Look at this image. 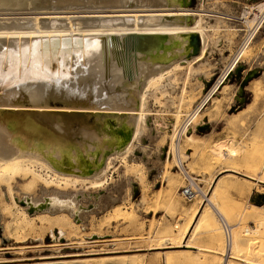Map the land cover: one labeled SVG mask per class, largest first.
Here are the masks:
<instances>
[{"label":"bare ground","instance_id":"bare-ground-1","mask_svg":"<svg viewBox=\"0 0 264 264\" xmlns=\"http://www.w3.org/2000/svg\"><path fill=\"white\" fill-rule=\"evenodd\" d=\"M14 1L0 0V10L9 9V12L24 11L23 4L25 0L19 2L21 6L19 9H16L17 4ZM51 1L60 2L62 4H59V6H62L60 9L65 10L71 0ZM179 2L180 0H81L80 2L75 0L76 4H86L85 6H90L93 9H102V11L91 12L92 14L86 16L87 18H99L101 20L83 24L77 23L76 25L70 22L68 30L63 20H69L73 16H68L67 14L70 13L67 12L53 13L43 9V12L30 13V16L28 15L31 20L29 23H25L24 20V23L20 22L22 20L19 21V18V22L3 23V20L9 19L6 18L8 14L0 12V39L4 38L6 40L5 42L0 41V57H2L3 71L6 74L3 81H0V206L5 204L4 196H6L11 203V207L3 210L2 219L5 220L6 217L10 220L5 225V234L8 239L13 240L14 244H18L22 240L27 242L32 240L34 233L37 235L36 237L40 236L42 238L45 231L50 233L52 230L56 231L54 242H57L58 236H64L68 242L78 236L79 226L72 221L75 218L76 211L80 209L79 206L75 207L77 202L76 193L80 192H75L77 190L75 188L82 187V190H95L105 183V173L112 159L126 156L131 149L132 142L136 140L139 134V124L143 120L148 87L153 82H160L169 72L181 68L180 55L183 54L182 50L171 48L168 37L187 32L198 33L202 42L201 54L190 61H186L184 65L187 68L190 64L200 62L204 58L206 53L204 33L207 29L201 25V16L209 12L201 8L195 10L182 9L177 4ZM34 4H36L35 1ZM246 10H243L241 17L227 16L230 20L242 21L241 23L251 30H248L250 34L247 35L245 44L241 49L239 48L240 50L233 58L228 69L219 77L217 83L204 97L203 102L187 116L182 132H186L188 125H197L198 119L202 117L199 114L203 105L210 99L211 95L215 94V90L224 84L225 80L229 78V74L234 72L246 50H250L249 46L264 22V2L252 5ZM254 11L256 13H253ZM184 15L192 18L197 17L194 26H179L166 22V19ZM25 20L29 21L28 19ZM81 28H85V30H81ZM76 31L83 36L100 37L102 41L100 44L89 45L91 46L89 49L83 48L81 59H83V53H85L84 64L77 67L75 75L71 76L70 71L65 73L66 69L63 71L62 66L59 68L60 72L57 69V74L44 68L47 66L43 67V54L49 55V59H46L49 61V69H53V66L51 67L53 55H55L57 67H59V58H66V52L68 51L67 47H65V52L61 49L66 43V40L62 37L72 35ZM36 38L38 39L32 40ZM12 39L17 40L18 45H15V42H8ZM23 39H27V41L21 43ZM89 40L94 41L92 38H88L84 43L81 41V47H83V44H88ZM69 45H71V49H69V59H71V53L74 50L73 39H71ZM56 46H59L60 52L59 49L55 48ZM25 49H27V56ZM54 50H57V53ZM34 51L38 53V56L41 55V69H39L40 65L33 68ZM31 54L32 62L29 65ZM25 56L28 63L27 69L25 68ZM167 62L170 64L165 68ZM236 64L238 65L236 66ZM155 65H158L159 68L153 69ZM133 67L137 70V77L133 73L136 78L130 77V74H132L130 71L133 70ZM21 80L22 82H20ZM223 88L225 90V87ZM250 92L256 100L264 95L261 81H255L250 88ZM135 101L138 102L137 107L133 106ZM5 112H12L16 116L9 115L5 120ZM110 114L126 125L129 122L134 124L137 120L131 141L123 147L120 145V140L111 134L105 133L107 129L105 119ZM23 118L27 120L22 122L21 119ZM174 137L175 135L172 136V139ZM62 147L67 148L66 152L72 158L64 161L61 155ZM178 148L174 144L175 151L179 152L180 148ZM76 150H80L82 156L87 160L89 159L93 164L96 159L97 162H100L106 157V166L102 167L101 171H97L99 170L97 169L91 177L81 171L73 174L81 165L79 159L75 157ZM210 152L220 158H233L237 154V150L230 139L229 141L219 140L215 142L211 146ZM176 157L175 155V159ZM180 164L182 163L178 159L175 168ZM190 177L189 181H193V178ZM190 186L192 187L191 184ZM197 190L203 196L202 198L205 197L208 205H213L210 197L207 196L206 198L200 189L197 188ZM81 194L87 196L88 193L82 192ZM19 197L29 201L27 203L29 206L28 212L31 210L34 213L41 212L45 210L46 205L49 206L47 208L49 211L32 218L26 214L24 208L27 206L26 202L23 201V208H17L16 199H19ZM39 202L42 203L39 204ZM36 204L38 205L32 206ZM247 208L256 213L253 217L257 224L259 223L263 228L264 214L260 212L261 208L250 204H247ZM243 209L240 211V217L247 220L251 217V214L246 213V210ZM121 215L120 209H114L107 216V221L104 222L108 224L107 222L115 221L117 218L121 220ZM123 216L125 217V215ZM201 217L202 214L199 215L195 224L199 222ZM12 226H14V231L11 230ZM175 229H178V227L175 226ZM242 231L245 232L244 236L255 233V231L249 229ZM254 238L252 237V240L248 241L245 253L248 254L247 257H256L257 261L246 257L241 262L245 264H253L254 262V264H264V246L262 248L260 246L262 240H253ZM101 241L95 239L91 243L95 244ZM81 242L76 247L71 245L73 243H69L71 246L68 247L65 246L67 245L65 243L48 245H50L49 248L59 246L58 249L70 247L74 250L82 248V246L85 247L86 243L81 245ZM160 243L162 244V241ZM167 243H163L164 247L161 249L172 248V246H165ZM244 243H246L245 237L243 238L239 233L233 239L231 227L229 246H225L224 241V258L228 256V259L237 260L234 251ZM182 247L188 248L185 244ZM255 248H259V253L252 252ZM81 255L80 252L44 256L41 258L47 260L46 262L34 264H86L80 259L70 261L66 259ZM232 255L235 257H231ZM8 262H11V260H1L0 264Z\"/></svg>","mask_w":264,"mask_h":264},{"label":"rangeland","instance_id":"rangeland-1","mask_svg":"<svg viewBox=\"0 0 264 264\" xmlns=\"http://www.w3.org/2000/svg\"><path fill=\"white\" fill-rule=\"evenodd\" d=\"M34 1L36 4H34ZM77 1L80 2L81 0ZM187 1L189 7L201 8L204 11L209 10L211 12L220 10L236 17H241L243 10L247 11L246 8L264 2V0ZM14 2L17 4L16 9H19L21 0H15ZM59 4L61 3L51 0H25L23 4L24 11L9 12V9H7L5 12L4 9L0 10L2 14H8L6 18H9L2 22H15L19 18V21L22 20L20 22L29 23L31 20L28 15L30 16V13L43 12V9L53 13L60 11L70 13L67 15L73 17L69 20H63L67 30L70 22L76 25L77 23L83 24L101 20L99 18H87L86 16L92 14L91 12L102 11V9H93L90 6L89 9L88 6H85L86 4H76L75 0H71L65 10H61L62 6H59ZM253 13H256V11ZM23 17L25 18L22 19ZM201 18V25L204 27L208 19L212 17L201 16ZM241 22H237L239 24L238 28L241 29L238 32L241 35V39L232 55V60L245 44L247 35L251 31ZM81 30H85V28H81ZM215 32L205 31L206 48L209 36L214 35ZM62 38L66 40V43L61 49L65 52V47L68 48L67 57L63 59L59 56L61 59L59 58V67H57V59L53 55V59L51 58V67L53 66V69H49V61L46 60L49 59V55L45 54L48 56L47 58L43 54V67L47 66L44 68L57 74V69L62 66V70L66 69L65 73L70 71L71 76L75 75L77 67L84 64L85 53H83V59H81L83 48L89 49L91 48L89 45L100 44L102 41L100 37L83 36L77 31ZM88 38H92L94 41L89 40L88 44H83V47H81V41L84 43ZM71 39H73L74 50L71 53V59H69V49H71L69 43ZM0 41L5 42L6 40L1 38ZM26 41L27 39H23L21 43ZM8 42H15V45H18V41L14 39ZM44 43L46 44L47 42ZM55 48L59 49V46ZM249 48L250 50L247 49L245 55L238 62L243 67L240 78L234 73L225 80L224 84L215 90V94L211 95L210 99L203 105L199 114L202 117L198 119L197 125H188L186 132H182V128L186 123L187 116L203 102L204 97L217 83L219 77L225 73L232 60L224 72L216 76L207 88L203 87L201 90L197 89L199 77L208 70V67L198 68V65H192L193 63L187 68L186 65H181V68L166 74L160 82L150 84L146 92L144 114L143 120L139 124V134L136 140L132 142L130 151L124 157L112 159L105 173V183L102 186L95 190H82V187L75 188L77 189L76 191L73 189L75 192L80 191L76 193L77 202L75 203V207L79 206L80 209L76 211L74 220L71 219L75 225L79 226L78 236H75L72 241L68 242L64 236H58L57 242H54L56 231L52 230L50 233L45 231L42 238L40 236L36 237L37 235L34 233L35 236L32 235V240L28 242L22 240L18 244H14L13 240L8 239L5 234V225L10 220L6 219L5 216V220L2 219V214H4V209L11 207V203L4 196L5 204L0 206V261L11 260V262L3 264H34L46 262L47 260L41 258L44 256L81 252L82 255L79 257L66 259L69 261L80 259L86 264H245L241 261L248 256L245 250L247 249L248 241L252 240V237H255L253 240H262L260 246L261 248L264 246V227L262 228L254 219L253 216L256 213L247 208V204H249L248 197L252 191L256 190L264 193V131L233 130L229 131L228 136L226 135L223 139L221 136L216 135L214 138H210L211 130L207 129L215 120L226 119L227 115L233 116L241 107H245L247 104L250 105L252 101L250 93L246 89L239 91L238 85L248 71L256 70L260 72L258 78L263 80L262 87L264 88V22ZM61 49H59V52ZM54 51L57 53V50ZM26 56L25 62L27 63ZM31 60L32 54L31 59H29V65L32 62ZM40 60L41 55H39L37 63V65H40V67L38 66L39 69H41ZM61 61L63 64L60 63ZM157 68H159L158 65L153 67V69ZM132 71H130L132 73L130 77H137L135 67H133ZM223 87H225V90ZM238 92H240L239 95ZM260 98L257 99V102L254 97L251 106H263L261 121H264V95H261ZM214 105L217 106L215 107ZM222 107L224 111L220 109ZM135 122L133 128H135ZM205 123L208 124V128L199 130L198 127ZM132 134L133 132L129 136L128 142L131 141ZM173 135H175L174 139H172ZM189 136L192 138H189ZM229 139L236 148L238 155L236 154L233 158H220L210 152V148L215 142L219 140L229 141ZM174 144L177 145V148H180H178L180 153L175 151ZM179 154L181 155L179 156ZM175 155L178 158L176 157L175 159ZM99 157L101 156L99 155ZM178 159L187 171L188 176L193 178L190 184L196 192L194 201L186 202L181 196V188L186 186L187 182L184 175L179 174L175 168ZM105 164L106 157L97 171H101L106 166ZM92 175H94V172L89 174L88 177ZM189 177L187 178L188 180ZM257 182L260 183L258 184ZM195 186L205 194L206 198L207 196L211 198L213 205L210 206L206 203L205 197L202 198L203 196L197 192L198 190ZM15 192L18 193L19 191ZM82 192L88 193L87 196H82ZM23 201L26 204L29 202L22 197L16 199L18 209L24 207ZM258 207L261 208L260 212L264 214V206ZM24 208L26 209V214L32 218L49 211L45 209L41 212L34 213L32 210L28 212V204ZM114 209H120L123 220L120 217L121 220L117 218L115 221H109L106 224L104 221H107V216ZM242 209L246 213L251 214L252 218H249L250 221L249 219L243 220L240 217ZM200 214H202V217L195 224ZM219 216L223 217L232 227L233 239L237 233L243 238L245 237L246 243L234 251L237 260L228 259V256L224 258L223 256L224 237L218 221ZM97 219H99V222ZM102 222L105 224L104 227ZM175 226L178 229H175ZM12 227L11 230L14 231V226ZM245 229L253 230L255 233L244 236L245 232L242 230ZM247 237L250 238L248 239ZM95 239L102 241L95 244L91 243ZM160 241H162V244ZM79 242L82 243L81 245L86 243L85 247L82 246V248L73 250L70 247L58 249L59 246L49 248L50 245H48L65 243L67 247L71 245L76 247V245H80ZM166 242L168 243L165 246H172V248L161 249L164 247L163 243ZM69 243L73 244L70 245ZM184 244L188 248H183L182 245ZM259 248L253 249L252 252L259 253ZM231 257L235 256L232 255ZM247 258L257 261L256 257L249 256Z\"/></svg>","mask_w":264,"mask_h":264},{"label":"crops","instance_id":"crops-1","mask_svg":"<svg viewBox=\"0 0 264 264\" xmlns=\"http://www.w3.org/2000/svg\"><path fill=\"white\" fill-rule=\"evenodd\" d=\"M207 12L209 13H205L204 16L209 15L207 17L212 18L208 19L204 28L207 29V32H216L214 35L209 36L204 58L200 62L195 63L198 65V68L208 67V70L199 77L200 80L197 84L198 90L203 89V87L207 88V86L211 84L216 76L226 70L241 39V35L238 33L241 31V29L238 28L239 24H237V22L234 20H230V18L227 17V13L220 10L215 12ZM257 80L261 81V84H263V80L257 77L250 80L247 86L244 88L248 91V93H250L252 101L254 96L250 92V88ZM252 101L250 105L247 104L245 107H241V109L235 115H227L226 119L220 118L212 122L207 129L211 130L210 138H214L216 135L221 136L224 139L226 135L228 136V132L233 130H248L252 132L264 131V121H261L263 115V106H251ZM220 109L224 111L223 107ZM219 113L222 114L223 112ZM257 183L259 184L260 182ZM248 203L254 206H264V193L258 192L256 190L252 191L248 197Z\"/></svg>","mask_w":264,"mask_h":264},{"label":"water","instance_id":"water-1","mask_svg":"<svg viewBox=\"0 0 264 264\" xmlns=\"http://www.w3.org/2000/svg\"><path fill=\"white\" fill-rule=\"evenodd\" d=\"M177 4L182 9H189V10L197 9V8L189 7L187 0H180V2ZM190 12H193V11H190ZM196 20H197L196 17L192 18V17H189L188 15H184V16H179V17H175V18H171V19H166V22L173 24V25H179V26L185 25V26L191 27V26H194ZM168 38L170 40V47L171 48H178V49L182 50L183 54L180 55L182 65H184L186 61H190L193 58H196L201 54L202 42H201V38H200L199 34L196 32L181 33L178 35L170 36ZM169 64L170 63L167 62L166 66H168ZM242 71H243V67L241 65H238L235 68L234 72L229 74V75L232 76L234 73H236L238 78H240ZM263 73H264V71H263ZM259 75H260L259 71H256V70L248 71L245 74V76H243V78L238 83L239 91H242L245 88V86H247V84L250 80L257 78ZM239 93L240 92H238V95H239ZM137 103L138 102L135 101L133 106L137 107ZM9 115L13 116V117L16 116V114H14L12 112H8V113L5 112L4 113V119L6 120V117ZM26 120H27L26 118L21 119L22 122H25ZM105 121H106V126H107L105 133L109 134V135L111 134L114 137H116V139L120 140L121 147L126 145L128 143V138L134 129L133 128V125H134L133 122H129V124L126 125L123 123V121L116 120L114 117H112L111 114L109 117H107L105 119ZM198 128H199V130L206 129V128H208V124L205 123L204 125L199 126ZM66 150H67L66 147H62V150H61L62 154L61 155H62L64 161H66L68 158H72V156L69 155L66 152ZM75 155H76L75 157H77L79 159L81 165L78 167V169L76 171H74L73 174H77V172H79V171L85 172L86 174H92L97 169H99L104 162V160L97 162V159H96L94 164H93V162H90L89 159L87 160L82 156V153L80 150H76Z\"/></svg>","mask_w":264,"mask_h":264},{"label":"built area","instance_id":"built-area-1","mask_svg":"<svg viewBox=\"0 0 264 264\" xmlns=\"http://www.w3.org/2000/svg\"><path fill=\"white\" fill-rule=\"evenodd\" d=\"M176 169L179 174L184 175L185 181L187 182L186 186L181 188V196L186 202H191L196 197V192L194 191L193 187L190 186V181L187 179L188 174L182 164L176 166ZM218 221L220 227L222 229L225 246H229L231 240V226L225 222L224 218L219 216Z\"/></svg>","mask_w":264,"mask_h":264},{"label":"snow or ice","instance_id":"snow-or-ice-1","mask_svg":"<svg viewBox=\"0 0 264 264\" xmlns=\"http://www.w3.org/2000/svg\"><path fill=\"white\" fill-rule=\"evenodd\" d=\"M24 51L27 52V49H25ZM33 57H34V59H33V68H35L37 66L38 59H39L38 53L36 51L33 52ZM61 63H62V61H61ZM25 68L27 69V63L25 64ZM17 71H18V69H17ZM5 76H6V74L3 71L2 57H0V81H3Z\"/></svg>","mask_w":264,"mask_h":264},{"label":"flooded vegetation","instance_id":"flooded-vegetation-1","mask_svg":"<svg viewBox=\"0 0 264 264\" xmlns=\"http://www.w3.org/2000/svg\"><path fill=\"white\" fill-rule=\"evenodd\" d=\"M49 206L48 205H46V207H45V209H47Z\"/></svg>","mask_w":264,"mask_h":264}]
</instances>
